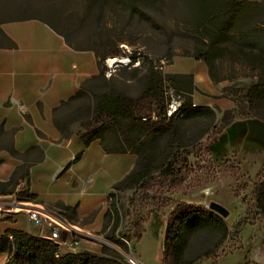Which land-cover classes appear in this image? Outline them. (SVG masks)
I'll use <instances>...</instances> for the list:
<instances>
[{
    "label": "rangeland",
    "instance_id": "1",
    "mask_svg": "<svg viewBox=\"0 0 264 264\" xmlns=\"http://www.w3.org/2000/svg\"><path fill=\"white\" fill-rule=\"evenodd\" d=\"M135 2L144 15L117 0H0V24L14 17L49 16L75 47L91 48L104 55L98 68L105 70L104 76L107 70L111 75L105 81L86 84L84 95L58 115L70 129L83 132L89 108L103 94L116 92L134 101L137 116L147 115L148 110L155 112L158 119L150 121L159 124L154 130H164L156 134L149 149L148 174L137 186L129 189L123 185L115 193L118 226L109 224L101 230V236L89 233L97 239L87 242L85 248L94 253L105 248L118 255L113 246L126 250L120 242L124 238L142 264H160L158 231L174 207L183 202L206 208L209 201H215L229 213L221 218L226 225L224 238L215 230L193 233L185 258H197L195 264H239L251 259L256 249L263 257L264 215L257 208L253 185L264 180V123L240 116L222 129L220 120L225 111H231L233 117L244 112L233 100L251 84L264 80V51H249L233 41L236 30L249 28L264 39V16L242 25L233 22L230 32L211 44L203 26L191 23L195 9L186 0ZM138 52L148 63L156 65L163 60V74H194L203 91L199 93L213 110L212 118L204 112L160 121L168 94L183 92L182 80L161 82L157 97L141 98L148 72L115 66L108 69L105 65V59ZM200 58L207 60V67ZM256 110L264 113V98ZM211 133L215 135L208 137ZM160 155L166 156L165 165L155 170ZM100 239L108 245L97 242Z\"/></svg>",
    "mask_w": 264,
    "mask_h": 264
},
{
    "label": "crops",
    "instance_id": "2",
    "mask_svg": "<svg viewBox=\"0 0 264 264\" xmlns=\"http://www.w3.org/2000/svg\"><path fill=\"white\" fill-rule=\"evenodd\" d=\"M50 22L54 27L51 18ZM0 30L15 45L0 48V198L10 196L16 182L25 178L29 200L58 210L69 208V217L80 231L101 236L107 194L120 191L112 186L134 168L136 156L106 154L99 139L84 146L79 138L82 132L69 127L61 132L53 112L73 97L84 81L98 74L97 59L92 51L68 46L41 20L4 22ZM164 73L190 75L193 105L210 107L199 93L203 91L194 74ZM9 99L22 103L25 112L20 113ZM164 230L165 225L158 231L160 264ZM14 231L31 235L36 226L23 214L0 221V236L11 240ZM85 244L81 240L77 252H82ZM258 252L256 249L251 259L239 264H264V254L260 257ZM0 264H14L8 251L0 253Z\"/></svg>",
    "mask_w": 264,
    "mask_h": 264
},
{
    "label": "trees",
    "instance_id": "3",
    "mask_svg": "<svg viewBox=\"0 0 264 264\" xmlns=\"http://www.w3.org/2000/svg\"><path fill=\"white\" fill-rule=\"evenodd\" d=\"M118 3L144 15L136 6L135 0H117ZM195 11L191 18V23L198 27L203 26L205 37L211 44L220 42L231 30L233 22L246 24L252 22L258 17L264 16V0L256 2L233 1V0H186ZM37 19L46 22L54 31L62 36L68 46L76 51L89 50L94 53L97 64L100 66L104 55L92 50L91 48L75 47L67 37L52 25L49 16L47 18L39 16H23L6 19L4 22L23 21ZM235 30V29H234ZM233 37L236 46L245 48L249 51H264V39L257 36V31L250 29H238ZM0 48H14L4 33L0 30ZM120 49V48H119ZM140 66L129 68L141 70L143 73L148 72L141 98H155L161 93V82H171L175 79H181L184 85L183 92H176L183 97L181 106V117L172 116L170 118H161L163 110L159 116L160 121L172 120L173 118H183L187 116H198L204 112L208 113L211 118L213 110L208 106H194L192 103V78L190 75H168L154 69V62L144 59V56L138 52ZM137 56L130 55L134 61ZM201 59V58H200ZM106 60V59H105ZM207 67V60L201 59ZM125 69L127 67H117ZM105 70L98 68V74L92 76L89 80L84 81L80 90L66 101H62L54 112V123L61 132L68 129L69 125L65 120H60L58 115L75 102L79 97L84 95V86L92 80L105 81ZM111 75V74H110ZM233 104L237 109L242 108L244 112L238 117H233L231 111H225L222 114L220 124L222 129H226L234 123L240 116L243 119H257L264 123V113L258 112V102L264 98V80H258L247 87L243 92L237 94ZM134 101L123 94L111 92L105 93L99 97L93 106L89 108V120L82 124L84 131L79 134V138L84 146H87L94 139H99L100 146L106 154H125L130 153L136 156L134 168L119 182L115 183L112 188L120 190L123 185L126 188L137 186L140 181L148 174L150 170L149 149L157 133L164 130H154L159 123L151 122L146 118L141 120L140 115L134 113ZM150 109V108H149ZM152 112L151 110L147 111ZM215 134L211 133L213 137ZM166 156L160 155L155 161L154 169L158 170L165 165ZM141 167L137 171L138 167ZM253 193L257 208L264 215V180L253 185ZM29 197V196H28ZM60 211L70 220L71 211L69 208H61ZM112 224L115 228L119 224V212L115 202H111L109 210L104 215L103 231ZM218 231L221 238L226 234V225L223 220L208 209L200 206L189 205L186 203L177 204L169 213L164 230L162 244L161 264H195L197 258L186 259L184 251L189 237L195 232ZM11 240L6 235L0 236V253L10 250L12 253L9 261L14 264H125L120 256L103 248L99 253L91 251H82L77 253H67L56 256V246L33 237L29 234L14 231L11 232ZM121 242V241H120Z\"/></svg>",
    "mask_w": 264,
    "mask_h": 264
},
{
    "label": "built area",
    "instance_id": "4",
    "mask_svg": "<svg viewBox=\"0 0 264 264\" xmlns=\"http://www.w3.org/2000/svg\"><path fill=\"white\" fill-rule=\"evenodd\" d=\"M233 1H246V0H233ZM123 47H121L122 49ZM137 57L134 61L130 58V55H124L126 62L117 63L113 65L115 67H127V68H137L140 66V59L138 53L135 54ZM115 57L111 58L114 59ZM105 60V65L110 69V65L107 64ZM163 60H159L157 64H154V69L163 73ZM110 75V72L106 71V77ZM167 95V94H166ZM168 100L165 103L163 114L161 118H170L172 116L181 117V106L183 103V97L181 95H170L168 94ZM9 103L15 105L20 113L25 112V107L22 103H19L13 99H9ZM148 120L156 121L158 119L155 112H150L145 116L141 117L142 121ZM27 181L25 178L16 182L13 188V192L10 196H4L0 198V221H4L18 214H23L26 220L30 224L36 226V231L31 234V236L36 237L41 240H45L56 246V256L64 255L67 253H77V247L81 240L86 243L91 240H96L97 237L93 235L82 232L80 229L70 221L64 213L54 207H47L45 205L32 202L29 200L27 194ZM111 202H115L116 197L115 192L111 191L107 194V211L109 210V205ZM118 210V209H117ZM121 243L126 247V250H121L118 246H113L116 253L121 257L125 264H142L134 252L130 249V245L126 239L120 238ZM83 251H90L85 248ZM9 259L12 253V246H10Z\"/></svg>",
    "mask_w": 264,
    "mask_h": 264
},
{
    "label": "water",
    "instance_id": "5",
    "mask_svg": "<svg viewBox=\"0 0 264 264\" xmlns=\"http://www.w3.org/2000/svg\"><path fill=\"white\" fill-rule=\"evenodd\" d=\"M206 209H208L209 211L216 214L222 219L226 218L229 215L228 210L215 201H209L206 205Z\"/></svg>",
    "mask_w": 264,
    "mask_h": 264
},
{
    "label": "bare ground",
    "instance_id": "6",
    "mask_svg": "<svg viewBox=\"0 0 264 264\" xmlns=\"http://www.w3.org/2000/svg\"><path fill=\"white\" fill-rule=\"evenodd\" d=\"M122 62H126V59L124 57L114 58V59L109 58L107 60V64L110 65V66L117 65V63H122ZM97 242L102 243V244H105V245H108V243L106 241L101 240V239L100 240H97Z\"/></svg>",
    "mask_w": 264,
    "mask_h": 264
}]
</instances>
